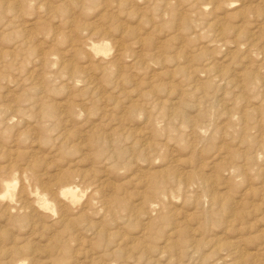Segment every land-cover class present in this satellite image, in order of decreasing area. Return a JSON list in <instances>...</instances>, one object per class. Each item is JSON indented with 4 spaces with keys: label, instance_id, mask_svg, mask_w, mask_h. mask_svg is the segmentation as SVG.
I'll use <instances>...</instances> for the list:
<instances>
[{
    "label": "rangeland",
    "instance_id": "obj_1",
    "mask_svg": "<svg viewBox=\"0 0 264 264\" xmlns=\"http://www.w3.org/2000/svg\"><path fill=\"white\" fill-rule=\"evenodd\" d=\"M0 264H264V0H0Z\"/></svg>",
    "mask_w": 264,
    "mask_h": 264
},
{
    "label": "bare ground",
    "instance_id": "obj_2",
    "mask_svg": "<svg viewBox=\"0 0 264 264\" xmlns=\"http://www.w3.org/2000/svg\"><path fill=\"white\" fill-rule=\"evenodd\" d=\"M64 193H68L69 195H71V194H72V190H69V189H68V190H66ZM68 194H67V195H68ZM63 195H64V194H63ZM63 195H62V196H63ZM69 195H68V196H69ZM73 196H74V195H73ZM73 196H72V197H73ZM35 198H36V197H35ZM38 199H39V198H38ZM44 201H45V200H44Z\"/></svg>",
    "mask_w": 264,
    "mask_h": 264
}]
</instances>
